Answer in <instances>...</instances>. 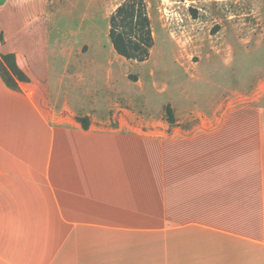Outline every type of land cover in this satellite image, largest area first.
Here are the masks:
<instances>
[{"label": "crops", "instance_id": "1", "mask_svg": "<svg viewBox=\"0 0 264 264\" xmlns=\"http://www.w3.org/2000/svg\"><path fill=\"white\" fill-rule=\"evenodd\" d=\"M60 1L0 0V264H264V49L244 88L139 121Z\"/></svg>", "mask_w": 264, "mask_h": 264}, {"label": "rangeland", "instance_id": "2", "mask_svg": "<svg viewBox=\"0 0 264 264\" xmlns=\"http://www.w3.org/2000/svg\"><path fill=\"white\" fill-rule=\"evenodd\" d=\"M125 1L61 0L50 10L54 32L91 43L83 63L118 114L163 119L174 100L189 96L204 103L255 80L262 52L256 45L264 49V0H145L155 42L145 62L120 57L108 36L110 16ZM116 113L110 126H116Z\"/></svg>", "mask_w": 264, "mask_h": 264}, {"label": "trees", "instance_id": "3", "mask_svg": "<svg viewBox=\"0 0 264 264\" xmlns=\"http://www.w3.org/2000/svg\"><path fill=\"white\" fill-rule=\"evenodd\" d=\"M109 39L114 51L126 60L145 62L154 47L148 7L145 0H126L110 16ZM167 118L171 124L176 122L170 106L166 107ZM88 127V119H80Z\"/></svg>", "mask_w": 264, "mask_h": 264}]
</instances>
